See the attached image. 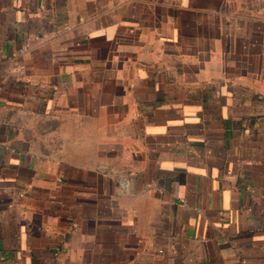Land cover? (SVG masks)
<instances>
[{
    "label": "crops",
    "instance_id": "1",
    "mask_svg": "<svg viewBox=\"0 0 264 264\" xmlns=\"http://www.w3.org/2000/svg\"><path fill=\"white\" fill-rule=\"evenodd\" d=\"M0 264H264V0H0Z\"/></svg>",
    "mask_w": 264,
    "mask_h": 264
}]
</instances>
